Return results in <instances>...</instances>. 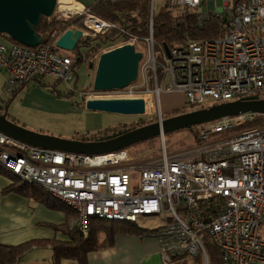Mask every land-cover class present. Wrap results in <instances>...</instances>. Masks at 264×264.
Segmentation results:
<instances>
[{"label": "built area", "instance_id": "built-area-1", "mask_svg": "<svg viewBox=\"0 0 264 264\" xmlns=\"http://www.w3.org/2000/svg\"><path fill=\"white\" fill-rule=\"evenodd\" d=\"M62 2L56 0L51 18H81L83 37L118 30L85 7L69 1L72 7L64 9ZM162 4L172 15L194 14L200 27L215 17L222 30L213 38L186 39L168 48V55L163 48L156 53L151 10L144 40L125 38L121 31L102 50L130 44L140 51V85L104 93L90 90L85 100L150 98L161 122L163 94L179 93L187 105L200 109L264 94V0H221L220 8L216 0ZM201 5L205 12L192 10ZM61 35L51 37L56 41ZM0 71L10 99L45 78L69 83L75 75L73 59L50 45L29 48L1 41ZM113 92L117 95H106ZM191 132L193 146L170 152L160 136L159 157L145 163L131 158L128 150L77 155L32 147L0 133V170L39 186L70 208L76 217L69 228L84 237L90 218L135 225L144 216L160 217L159 227L148 232L158 241L160 264L196 258L209 264L205 237L220 250L223 264H264V114L226 117ZM133 172H139L136 184L130 178Z\"/></svg>", "mask_w": 264, "mask_h": 264}, {"label": "water", "instance_id": "water-1", "mask_svg": "<svg viewBox=\"0 0 264 264\" xmlns=\"http://www.w3.org/2000/svg\"><path fill=\"white\" fill-rule=\"evenodd\" d=\"M56 0H0V35L12 42L36 48L44 39L38 34L42 19L52 17ZM79 30L67 29L54 42L56 48L73 52L82 38ZM168 55V48L163 47ZM142 53L133 45L126 44L100 53L95 65L91 90L94 93L122 91L136 83ZM87 111L101 112L129 117H142L151 113L146 99H86ZM2 110V112H1ZM6 110L0 109V133L20 143L43 150L65 152L77 155L97 156L127 150L144 141L179 130L191 131L193 127L215 122L222 118L240 114H264V99L257 96L215 105L211 108L182 113L127 131L100 136L92 141L65 139L27 130L7 119Z\"/></svg>", "mask_w": 264, "mask_h": 264}, {"label": "trees", "instance_id": "trees-1", "mask_svg": "<svg viewBox=\"0 0 264 264\" xmlns=\"http://www.w3.org/2000/svg\"><path fill=\"white\" fill-rule=\"evenodd\" d=\"M86 9L99 18L115 24L118 30H113L104 37H82L74 50L77 54L74 55L73 66H78L81 63L87 65L91 62L93 63V57L103 48L109 47L121 31L123 32L121 35L125 38L131 36L139 41L144 40L148 36L149 16L151 13L150 0H95L92 6L86 7ZM152 15V35L155 50H161L164 46L172 48L174 45L183 44L186 39L213 38L219 35L222 30V23L215 17H211L200 27L197 24L195 15L191 13L172 15L162 7L157 14L154 15L152 12ZM72 26L83 28L82 19L75 18L64 21H57L52 18L48 20L42 19L39 24L38 34L44 39L43 45H50L57 52L58 50L54 45L55 40L51 37V34L56 33L58 36ZM41 84L42 81L36 83V85ZM53 92L56 91L54 90ZM139 123L142 124V122ZM74 138L83 141L90 140L87 139V136ZM0 175L8 177L13 182L6 191L17 192L44 204L50 209L66 210L69 215L68 219L76 217L71 209L51 197L39 186L21 183L1 170ZM88 227L89 231L86 237L82 236L78 230L73 229L68 230V240L66 242H51L53 264H59L64 259H74L79 264H86L87 254L110 247L116 234L127 232L141 235L149 232L127 222L98 218H90ZM204 241L209 264H223L220 250L208 237H205ZM206 244L209 248V254ZM32 245V242L16 247L0 245V264H13L21 254L30 250ZM193 260L189 261L188 264H202L200 258Z\"/></svg>", "mask_w": 264, "mask_h": 264}, {"label": "rangeland", "instance_id": "rangeland-1", "mask_svg": "<svg viewBox=\"0 0 264 264\" xmlns=\"http://www.w3.org/2000/svg\"><path fill=\"white\" fill-rule=\"evenodd\" d=\"M161 5L163 7L162 0L153 1L151 10L154 15L159 12ZM216 7H221V0H216ZM192 10L195 12H205L206 8L204 5H201L200 8ZM80 30L83 31V28H80ZM0 41L8 44L2 36H0ZM107 48H103V50ZM56 49L58 50L57 52L64 53L72 59L77 54L76 51L70 52ZM155 51L156 53L159 52V50ZM100 53H102V50L97 54L100 55ZM95 63L96 61L94 59L93 64L95 65ZM74 71V78L69 83L58 82L54 78H45L41 85L31 86L29 90L23 88L11 99L3 92L6 76L0 71V107L6 109L7 119L30 131L43 132L41 134L46 133L56 137L61 134L64 136L62 138L67 139L101 134L123 126H143L156 122L157 115L153 112L152 108L149 115L142 117H129L85 110L83 102L91 90L94 70L89 69L87 64L81 63L78 66H74ZM140 83L141 80L138 79L134 83V86H139ZM54 90L56 92H53ZM106 95L116 96L117 93L113 92ZM260 98L264 99V94H261ZM24 99L26 100L25 102L23 101ZM149 101H151L150 98ZM160 102L162 107V120L173 117L174 114L188 113L201 108L200 106L187 105L179 93H174V95L169 96L163 94L161 95ZM171 106H176V108L172 109ZM11 116L18 117L23 123L25 122V125L19 123ZM139 122H142V124ZM193 135V132L186 129L164 134L167 150L170 152L187 146H193ZM159 139L156 137L150 141H144L132 146L128 149L130 157L141 163L159 157ZM5 178L10 180L8 177L0 175V179L5 180ZM130 178L132 183L136 184L139 178V172L130 173ZM160 222V217L144 216L135 225L143 229L154 230L159 227ZM206 248L209 254L207 244Z\"/></svg>", "mask_w": 264, "mask_h": 264}, {"label": "crops", "instance_id": "crops-1", "mask_svg": "<svg viewBox=\"0 0 264 264\" xmlns=\"http://www.w3.org/2000/svg\"><path fill=\"white\" fill-rule=\"evenodd\" d=\"M69 1L85 8L92 6L95 2V0ZM153 1L150 0V11ZM69 29L81 31L80 28L75 26ZM81 33L83 36V31ZM0 36L8 43L12 42L7 36ZM35 85L31 84L25 88L29 90L31 86ZM23 101L25 102L26 100L24 99ZM151 104L152 102L149 101V107H151ZM171 108L175 109L176 106H171ZM11 117L19 123H23L18 117ZM60 135L57 137H64ZM97 135L99 134L95 136ZM72 138L74 137L68 139ZM12 183L6 178L5 180L0 179V245L16 247L32 242V248L21 254L13 264H53L51 242H66L68 240V230H71L69 228L70 218L68 219L69 215L67 211L50 209L44 204L20 195L17 192L6 191ZM138 228L143 229L141 227ZM143 230L151 231L149 229ZM59 264L79 263L74 259H64ZM86 264H160L158 241L150 233H143L141 235L127 232L119 233L114 236L110 247L101 251L88 253Z\"/></svg>", "mask_w": 264, "mask_h": 264}, {"label": "flooded vegetation", "instance_id": "flooded-vegetation-1", "mask_svg": "<svg viewBox=\"0 0 264 264\" xmlns=\"http://www.w3.org/2000/svg\"><path fill=\"white\" fill-rule=\"evenodd\" d=\"M82 51V49H81ZM89 65V64H88ZM180 113L176 114V115H179ZM175 115V114H174ZM173 115V116H174ZM144 126V125H143ZM138 127H141V126H134V125H131V126H123V127H119L117 129H113V130H109V131H106V132H103L97 136L95 135H90V136H87V139H90L89 141H92V140H95L96 138L100 137V136H106V135H111L113 133H116L118 131H127V130H130V129H133V128H138ZM82 138V137H81Z\"/></svg>", "mask_w": 264, "mask_h": 264}, {"label": "bare ground", "instance_id": "bare-ground-1", "mask_svg": "<svg viewBox=\"0 0 264 264\" xmlns=\"http://www.w3.org/2000/svg\"><path fill=\"white\" fill-rule=\"evenodd\" d=\"M63 4H64V5H63L64 7H62V8H64V9H66V8H71V7H72V5H70V2H68V1H66V0L63 2ZM73 7H75V5H73ZM75 9H77V8H75ZM163 137H164V135H163ZM158 138H159V137H158Z\"/></svg>", "mask_w": 264, "mask_h": 264}]
</instances>
